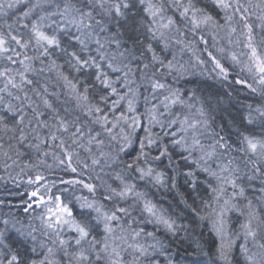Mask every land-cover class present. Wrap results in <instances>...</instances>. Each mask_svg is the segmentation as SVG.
Segmentation results:
<instances>
[{"label": "snow or ice", "instance_id": "6c2138e0", "mask_svg": "<svg viewBox=\"0 0 264 264\" xmlns=\"http://www.w3.org/2000/svg\"><path fill=\"white\" fill-rule=\"evenodd\" d=\"M0 168V264H264V0H0Z\"/></svg>", "mask_w": 264, "mask_h": 264}, {"label": "trees", "instance_id": "16d2710c", "mask_svg": "<svg viewBox=\"0 0 264 264\" xmlns=\"http://www.w3.org/2000/svg\"><path fill=\"white\" fill-rule=\"evenodd\" d=\"M209 10L213 12V14H216V10L209 7ZM191 39V35L188 37ZM211 38H209V50L211 49ZM201 48L202 45H199ZM202 59L207 60L208 57L206 54H202ZM219 58V57H218ZM222 63L227 62L222 61ZM195 75H192L190 77H186L185 80L181 81V86L191 88L194 84H198L203 88V91L205 94H212L213 96H220L223 100V103L225 107L235 110V107L239 106V102L244 101L247 103H254L256 102V97H254L250 90H248L246 87L235 85L233 77H239L243 78L244 74L240 73L238 69H231L230 70V76L229 81L227 83H222L220 80L214 78L213 75H201L200 73L202 71H206L208 73L211 72V64H206L205 66L199 67L193 69ZM251 83V81H249ZM231 85V87H229ZM230 93L231 98L228 95H225V93ZM13 176H16V172L12 173ZM45 175H48L47 172H45ZM0 176H4V180H0V199H3L7 202H10L12 205L20 206L22 205V200L27 198L26 190L30 191V186L27 185L26 180L27 177L25 175H20L17 177L16 182H13V180L8 179L6 173L2 168H0ZM60 176H64V178H68L62 171L57 172V174H53L50 178H58ZM180 184V190L182 192H185L188 195H192L190 190L188 189V186L183 183V178H180L179 180ZM53 191H56L53 189ZM84 195H88L86 190L82 193ZM175 197V198H174ZM158 204H160L162 207L168 209L170 212L174 209L176 211H181L182 206L180 208L176 207L178 197H176V194L174 192H156L154 193L152 197ZM172 205V208H169V205ZM13 211H19L18 207H14L12 209ZM2 211L7 212L9 209L7 207L3 208ZM185 219L190 220V214L185 212ZM151 230V226L149 228ZM185 248H187V245H184ZM191 251V249H188Z\"/></svg>", "mask_w": 264, "mask_h": 264}, {"label": "rangeland", "instance_id": "374dc122", "mask_svg": "<svg viewBox=\"0 0 264 264\" xmlns=\"http://www.w3.org/2000/svg\"><path fill=\"white\" fill-rule=\"evenodd\" d=\"M253 19H254V17H253ZM206 38L209 39L210 37H206ZM211 43H212V41H211ZM221 43H223V42H221ZM209 51H212L214 55H217L219 57L218 53H216L215 49H213L212 47H211V49ZM184 59L188 60L189 59V54H185ZM49 163H51V160H49ZM59 171H60L59 169H55L54 170V174H57V172H59Z\"/></svg>", "mask_w": 264, "mask_h": 264}, {"label": "bare ground", "instance_id": "6f19581e", "mask_svg": "<svg viewBox=\"0 0 264 264\" xmlns=\"http://www.w3.org/2000/svg\"><path fill=\"white\" fill-rule=\"evenodd\" d=\"M186 220V219H185ZM186 221H188V220H186Z\"/></svg>", "mask_w": 264, "mask_h": 264}]
</instances>
